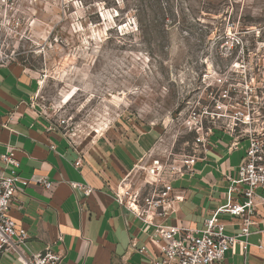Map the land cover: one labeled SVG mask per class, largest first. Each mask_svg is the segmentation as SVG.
<instances>
[{
	"label": "rangeland",
	"instance_id": "rangeland-1",
	"mask_svg": "<svg viewBox=\"0 0 264 264\" xmlns=\"http://www.w3.org/2000/svg\"><path fill=\"white\" fill-rule=\"evenodd\" d=\"M2 64L38 77L40 111L70 139L152 125L164 160L190 152L223 88L264 116V0H0ZM135 170L144 195L152 176Z\"/></svg>",
	"mask_w": 264,
	"mask_h": 264
},
{
	"label": "crops",
	"instance_id": "crops-1",
	"mask_svg": "<svg viewBox=\"0 0 264 264\" xmlns=\"http://www.w3.org/2000/svg\"><path fill=\"white\" fill-rule=\"evenodd\" d=\"M40 89L41 81L31 71L0 65V175L10 168L1 155L12 151L24 183H18L9 215L16 228L27 232L21 246L25 253L50 247L62 254L60 264H149L159 247L149 237L152 225L147 221L201 228L213 211L237 198L229 192V178L237 177L247 140L230 148L232 138L216 128L193 172L171 182L178 197L164 210H149L145 220L128 207L126 196L118 199L117 191L128 186L141 198L145 190L136 185L135 165L140 159L158 157L160 131L120 121L93 139L74 141L40 111ZM77 160L80 166L75 165ZM43 180L51 183L49 188ZM71 182L88 185L91 192L85 195ZM219 218L227 233L239 231L237 218L227 213ZM257 220L246 248L237 242L214 264H264V233L258 232L264 221ZM16 256L0 255V264H21Z\"/></svg>",
	"mask_w": 264,
	"mask_h": 264
},
{
	"label": "built area",
	"instance_id": "built-area-1",
	"mask_svg": "<svg viewBox=\"0 0 264 264\" xmlns=\"http://www.w3.org/2000/svg\"><path fill=\"white\" fill-rule=\"evenodd\" d=\"M215 81L222 84L223 77L217 75ZM212 100L211 110L208 111L206 107L203 111L206 121L211 125L204 127L201 120L194 123L196 135L190 152L172 157L168 155L164 160L154 156L140 159L135 166L152 176L151 181L145 178L150 190L140 198L138 193L123 186V191H117V197L121 201L126 196L128 207L145 220L149 218V210H164L171 199L178 197L171 182L193 172L194 162L201 154L206 153L208 138L216 128L232 138L230 148L237 149L241 140H247L237 177L229 178V192L238 196L206 217L201 228L147 221L152 225L149 237L159 247L158 255L151 257L149 264H214L222 261L227 250L237 242L245 249L246 238L251 233L250 227L257 224V219L264 221V116H254L248 104L242 106L232 103L230 92L226 88L219 90ZM1 158L10 168L8 174L0 175V255L16 253L21 264H60L62 254L50 247L30 254L21 249L27 232L24 228H16L9 209L15 200L18 183L24 181L18 174L19 161L14 153H3ZM75 165L80 166V161L77 160ZM42 182L46 188L51 185L48 181ZM70 184L73 188L82 189L85 195L91 192V187L83 183ZM220 213H227L239 220L237 233L225 231L224 223L219 218ZM258 232L264 233V229ZM58 240L62 241L61 234L58 235ZM245 264L253 263L246 261Z\"/></svg>",
	"mask_w": 264,
	"mask_h": 264
}]
</instances>
